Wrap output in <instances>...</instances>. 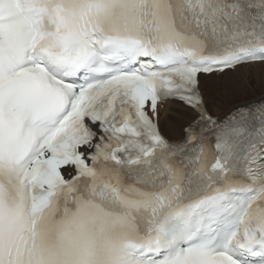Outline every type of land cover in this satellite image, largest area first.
Segmentation results:
<instances>
[{
  "label": "snow or ice",
  "instance_id": "6c2138e0",
  "mask_svg": "<svg viewBox=\"0 0 264 264\" xmlns=\"http://www.w3.org/2000/svg\"><path fill=\"white\" fill-rule=\"evenodd\" d=\"M257 74L264 0H0V264H264Z\"/></svg>",
  "mask_w": 264,
  "mask_h": 264
},
{
  "label": "bare ground",
  "instance_id": "6f19581e",
  "mask_svg": "<svg viewBox=\"0 0 264 264\" xmlns=\"http://www.w3.org/2000/svg\"><path fill=\"white\" fill-rule=\"evenodd\" d=\"M252 83H253L256 87H258V88H262V89L264 90V87H262L261 84L259 83V76H258V74H257L256 79L252 80ZM263 93H264V92H263ZM252 95H255V96H257V97L260 96L258 93H255V92H254V89H252L250 92H247V93H246V96H252ZM241 98H245V97H241ZM170 114H173V113H172V110H171V107L168 109L167 112L162 113V119H163L165 116L170 115Z\"/></svg>",
  "mask_w": 264,
  "mask_h": 264
},
{
  "label": "rangeland",
  "instance_id": "374dc122",
  "mask_svg": "<svg viewBox=\"0 0 264 264\" xmlns=\"http://www.w3.org/2000/svg\"><path fill=\"white\" fill-rule=\"evenodd\" d=\"M253 89H254V92L258 93L259 95H261L264 92V90L262 88H258L255 85H254Z\"/></svg>",
  "mask_w": 264,
  "mask_h": 264
}]
</instances>
